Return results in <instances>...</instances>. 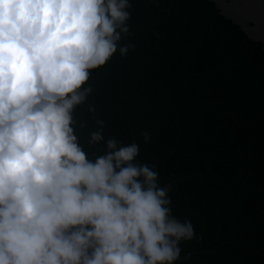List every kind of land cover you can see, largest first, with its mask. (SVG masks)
<instances>
[{"label": "clouds", "instance_id": "9594fccd", "mask_svg": "<svg viewBox=\"0 0 264 264\" xmlns=\"http://www.w3.org/2000/svg\"><path fill=\"white\" fill-rule=\"evenodd\" d=\"M130 9L0 0V264H175L196 238L173 215L156 165L136 159L138 144L105 138L97 119L87 142L104 147L90 159L76 134L92 70L135 48L121 43Z\"/></svg>", "mask_w": 264, "mask_h": 264}, {"label": "trees", "instance_id": "16d2710c", "mask_svg": "<svg viewBox=\"0 0 264 264\" xmlns=\"http://www.w3.org/2000/svg\"><path fill=\"white\" fill-rule=\"evenodd\" d=\"M130 3L121 43L135 48L92 70L74 114L81 145L102 154L87 142L99 119L105 138L156 165L173 215L195 231L175 264H264V55L209 0Z\"/></svg>", "mask_w": 264, "mask_h": 264}, {"label": "water", "instance_id": "95a60500", "mask_svg": "<svg viewBox=\"0 0 264 264\" xmlns=\"http://www.w3.org/2000/svg\"><path fill=\"white\" fill-rule=\"evenodd\" d=\"M264 55V0H209Z\"/></svg>", "mask_w": 264, "mask_h": 264}]
</instances>
